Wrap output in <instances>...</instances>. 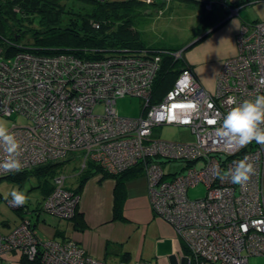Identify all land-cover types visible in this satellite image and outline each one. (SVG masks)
<instances>
[{"label": "built area", "instance_id": "obj_1", "mask_svg": "<svg viewBox=\"0 0 264 264\" xmlns=\"http://www.w3.org/2000/svg\"><path fill=\"white\" fill-rule=\"evenodd\" d=\"M142 1L150 8L171 0ZM237 42L238 53L224 60L215 93L187 65L156 101L152 91L162 53L180 59L182 48H123L98 58L37 53L25 47L11 59L0 53V117L26 118L25 124L9 127L21 141V171L58 162L74 163L79 174L92 165L113 175L138 167L147 178L156 215L174 228L187 248L176 264H250L252 256H264V144L239 146L216 132L232 107L229 98L242 102L264 94V19L243 23ZM123 96L141 97L139 115L119 113L116 101ZM99 105L102 112L95 111ZM164 124L188 127L194 138L154 136V129ZM5 155L0 147V160ZM245 156L255 168L245 186L215 175L217 168L226 171ZM166 161L182 163L181 171L167 172ZM62 170L53 176L40 211L69 220L78 209L79 194ZM11 174L0 170V178ZM200 183L206 194L190 197L189 189ZM32 213L27 209L17 223L18 235H1L0 245L15 243L20 253L29 259L39 255L43 264H108L72 238H49L36 247ZM31 242L35 245L29 248ZM117 264L152 263L122 259Z\"/></svg>", "mask_w": 264, "mask_h": 264}, {"label": "trees", "instance_id": "obj_2", "mask_svg": "<svg viewBox=\"0 0 264 264\" xmlns=\"http://www.w3.org/2000/svg\"><path fill=\"white\" fill-rule=\"evenodd\" d=\"M74 1L76 0H0V53L9 56L20 47H25L37 53L71 52L78 57L98 58L104 56V53L123 48L131 50L183 48V45L145 44L136 25V20L149 7L142 0H79L81 2L78 8L73 7ZM228 2L238 6L242 1ZM217 9L219 11V8ZM224 10H220L218 17L210 12L201 14L200 22L193 31L194 38L202 33L201 29L207 20L215 18V23L224 17ZM210 25L212 26V23ZM210 25L208 24L206 28ZM26 33H30V36L26 37ZM187 44L188 42L184 46ZM187 65L184 58L176 59L170 53H162L161 65L153 85L154 101L164 96L174 84L180 70ZM143 105L142 100V107ZM63 166V162L50 163L5 177L20 180L22 183L29 181L32 187L39 185L47 187L45 194L52 189V178ZM139 171L140 168L133 167L126 172L134 174ZM98 172L104 177L112 176L118 179L114 189V213L121 217L124 201L123 181L120 179L122 174L113 175L92 165L82 173L79 185L74 190L80 192L86 181ZM33 178L37 182H33ZM73 218L77 219L75 225L83 224V215L78 213V210ZM182 242L187 251L183 240ZM26 260L31 264H43L39 255Z\"/></svg>", "mask_w": 264, "mask_h": 264}, {"label": "rangeland", "instance_id": "obj_3", "mask_svg": "<svg viewBox=\"0 0 264 264\" xmlns=\"http://www.w3.org/2000/svg\"><path fill=\"white\" fill-rule=\"evenodd\" d=\"M229 1L237 2L238 0ZM241 1L242 2L240 6H242V8L240 15L234 16L226 24L214 30L211 34L207 35L194 46L185 51V58H187L192 65L197 62L198 68L205 67L203 71L210 81V88L206 89L212 93H215L217 89V78L219 72L216 76H214V72L218 69V64L220 66L218 58L220 57V55H225L231 49L232 41L229 36L230 32L228 28L234 18L240 19L246 15H249L252 19H264V0ZM80 2L81 1L79 0L74 1L73 7L78 8L80 6ZM212 2L213 0H202V3L198 0H171L170 2L158 3L154 4L155 6L152 5L150 8L148 7L141 14V17L136 20V25L138 26L141 32V38L147 46L184 45V43L190 38L196 26L199 24L200 5H202L201 7L203 9L208 10L206 8V5H213ZM244 2H246V6ZM210 27L211 26H209V28ZM29 34L30 33H26V37L30 36ZM21 51H25V49L23 47H20L15 52H13L12 55L5 57L11 59L12 56H15L18 52ZM1 55L3 56V54ZM195 70L197 74V68ZM116 108L121 115L137 116L141 113L143 108L142 99L139 96L119 97L116 101ZM95 111L102 112L103 106H97ZM0 120H3L8 127L14 124H25L26 122V118L21 115L12 116L11 118L0 117ZM153 135L163 139L177 141L192 140L194 138V135L188 127L177 126L174 124H164L156 127L154 129ZM164 165L165 170L169 173L180 172L183 166V164L180 162L169 161L164 162ZM28 182L29 181H25V183H22L20 180L10 179L9 177H4L0 179V224L2 227L7 225L5 226V231L0 230V242L2 239L1 235L4 238H9L14 233L17 235L19 233L15 230L18 228H16L18 224H15V220L12 219V221L9 223V221L4 222L2 221V219L13 217V214L16 217L23 219L24 216H22V214H24L27 209H33L37 206H39L40 208L42 206V201L47 195V193L45 194L43 199L38 202V199H36L37 189L31 188L32 186H30ZM13 186H18L22 190H24L25 188L27 189L26 195L28 197V205L24 204L23 206L17 207L13 205L11 200L5 199L4 193L9 191L10 188ZM82 191L83 190L78 192L79 203L83 201L84 198ZM90 193L92 195V191H90ZM205 194L206 186L203 183L197 184L189 189V195L193 198L203 197ZM8 198L11 199L10 196ZM108 198L109 197H105L104 201L102 202V205L105 206L103 208L104 212L110 210ZM41 212L44 211L41 210ZM39 215L40 214L37 215V218H39ZM33 217L36 218V215H33ZM63 221L64 223L66 222V220ZM142 230V226L140 228H136L133 232V236L131 235V240H129L126 244L127 247L131 249L132 258H135L139 255L141 251H143L144 255L152 253L154 258L158 259V261L160 262L159 264H176L182 260L183 253L185 254V248L183 246L181 238L178 235L159 237L158 235H151L149 230H146L143 237V235H141L143 232ZM41 236H44V234L41 233ZM133 237H135L136 240H134ZM34 240L36 241V245L34 244V242H31V244L28 246L29 248L33 245L37 247V243L43 242L46 239H42L35 232ZM142 241H144V246L142 245ZM8 243H10V240L8 241ZM0 247V257L7 254V250H9V252L21 254L22 258H27L26 255L20 253L22 252V250H20V246H16L15 243H12L10 247H5V245L1 243ZM250 264H264V256H252L250 258Z\"/></svg>", "mask_w": 264, "mask_h": 264}, {"label": "crops", "instance_id": "obj_4", "mask_svg": "<svg viewBox=\"0 0 264 264\" xmlns=\"http://www.w3.org/2000/svg\"><path fill=\"white\" fill-rule=\"evenodd\" d=\"M198 1L202 3V0H198ZM213 1H215V3L212 2L214 7V9L212 8V10L208 9L207 5L206 8L208 10L203 9L201 7L202 5H200V12H199L200 16L204 12L207 13L210 12L214 15V12L217 11V14H215V16L218 17V15L221 13L220 10L222 11V9L224 10L226 7V9L224 10L225 12L224 17H226L232 13L230 11V8H234L235 6H237V5H233L234 3L230 4L228 0H213ZM245 3L246 2H244V4ZM217 6L219 7V11L217 9ZM238 7L240 9L238 13H234L235 14L234 16L241 14L240 12L242 6L238 5ZM224 17L218 19L217 22L223 19ZM230 19L225 21L222 25L226 24ZM257 20H262V19L259 18L252 19L249 15H246L240 19L234 18V20L232 21V23L228 28L230 32L229 36L232 41L231 49L225 55H220V57L218 58V62L220 63V66L218 64V69L214 72V76H216L218 72H220L224 60L226 58L234 56L238 53L237 35L241 29L242 24ZM211 23L212 25L215 24L214 22ZM208 28L205 27L204 29H201V32H204ZM201 34L202 33H200L199 35ZM199 35H197L195 38H197ZM193 38H194V34L192 33L190 38L184 44H186L187 42L189 44L191 41L195 39ZM185 46L183 45V48ZM185 51L183 53V58L185 59L187 64L193 69L196 77L201 82V84L205 88H210V81L206 77V74L203 71L205 67L198 68L197 62H195V64L192 65L188 61V59L185 58ZM196 68L198 71L197 74L195 72ZM62 169H63L62 171H64L67 174V183L69 185H72L71 188L75 189L79 185L82 174H79L76 171L75 164L72 162L64 163ZM134 172H136V170H134ZM121 174L122 176H120V179L123 181L122 186L124 192L122 217L117 216L114 213V189L116 187V183L118 179L112 176L104 177L101 172H98L95 173L92 177H90L82 188L84 198L83 201L79 203L77 210L78 213L83 215V219H82L83 224L80 223L78 226L75 225V222L77 221L76 218L67 220V219L59 218L58 216L52 215L50 213L41 212L39 210L40 209L39 206H37L33 208V213L32 215H30L32 219L33 215L36 214V218L33 217L32 222L34 223L35 232L37 233V235L42 239H48V237L58 238V239L72 238L79 245L83 246L89 254L104 258L108 264H117L122 259L131 260V261L141 259V260L150 261L152 264H159L160 262L158 261V259L154 258L152 253H148L147 255H144L143 251H141L138 256L132 258L131 249L127 247L126 244L129 240H131L134 230L142 226L143 232L141 235H143V237L146 230L147 231L149 230L151 235H155V236L158 235L159 237L177 236V234L174 228L168 222L158 217L155 211L153 210L151 203L149 202L147 178L142 173V171H139L138 173H134V174H129L125 171ZM32 181L37 182L35 178H33ZM31 188L37 189L36 199H38V202L41 201L46 194V193L44 194V191H46L45 189H47V187L45 188L39 185L37 187H31ZM90 191H92V195ZM105 197H109L108 199H109L110 210L104 212L103 208L105 206L102 205L103 204L102 202L104 201ZM26 205L28 204L26 203ZM35 209H37L38 211H36ZM38 214L41 215V216L39 215V218H37ZM12 219L15 220V224L20 221V218L16 217L14 214L13 217L4 218L2 219V221L4 222L9 221L10 223ZM63 220H66V222L64 223ZM5 226L2 227L0 224V230L5 231L6 230ZM41 233H43L44 236H41ZM133 238L134 240H136L135 237ZM143 244L144 241H142V245ZM186 253L187 251L185 249V254ZM185 254L183 253L182 260L184 259ZM23 258L19 253L9 252L4 256L0 257V264H31L29 261L25 259V257Z\"/></svg>", "mask_w": 264, "mask_h": 264}, {"label": "clouds", "instance_id": "obj_5", "mask_svg": "<svg viewBox=\"0 0 264 264\" xmlns=\"http://www.w3.org/2000/svg\"><path fill=\"white\" fill-rule=\"evenodd\" d=\"M264 83V77L261 78ZM232 107L222 118V123L216 129L218 136L231 144L245 146L255 141L264 144V94H256L238 102L235 98H229ZM0 147L6 154L0 160V170L8 173L20 172L23 168L21 157V141L9 129L7 124L0 120ZM254 164L250 157L245 156L233 163V166L226 171L216 169L215 175L224 181L230 178L233 184L245 186L250 177L254 174ZM27 189H20L13 186L4 193L5 199L9 196L14 206L20 207L27 203Z\"/></svg>", "mask_w": 264, "mask_h": 264}, {"label": "water", "instance_id": "obj_6", "mask_svg": "<svg viewBox=\"0 0 264 264\" xmlns=\"http://www.w3.org/2000/svg\"><path fill=\"white\" fill-rule=\"evenodd\" d=\"M235 14L231 13L228 16L224 17L223 19L219 20L217 23H215L214 25H212L210 28H208L207 30H205L204 32H202L201 35H199L197 38H195L193 41H191L189 44H187L183 50H187L190 47H192L195 43H197L198 41H200L201 39H203L206 35H208L209 33H211L212 31L216 30L217 28H219L225 21H227L228 19H230L231 17H233Z\"/></svg>", "mask_w": 264, "mask_h": 264}, {"label": "flooded vegetation", "instance_id": "obj_7", "mask_svg": "<svg viewBox=\"0 0 264 264\" xmlns=\"http://www.w3.org/2000/svg\"><path fill=\"white\" fill-rule=\"evenodd\" d=\"M213 3H215V1H213ZM212 8L214 9L213 5H211V8H210V9L212 10ZM217 8H219V7L217 6ZM214 14H217V11L214 12ZM214 21H215V18H213V19H211V20H207L205 26H203L202 29H204L208 24L210 25V23H211V22H214Z\"/></svg>", "mask_w": 264, "mask_h": 264}, {"label": "bare ground", "instance_id": "obj_8", "mask_svg": "<svg viewBox=\"0 0 264 264\" xmlns=\"http://www.w3.org/2000/svg\"><path fill=\"white\" fill-rule=\"evenodd\" d=\"M32 215V214H31ZM29 217L31 218V216L29 215Z\"/></svg>", "mask_w": 264, "mask_h": 264}]
</instances>
